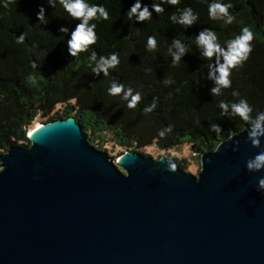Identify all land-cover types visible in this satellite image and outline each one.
Returning <instances> with one entry per match:
<instances>
[{"label": "water", "instance_id": "1", "mask_svg": "<svg viewBox=\"0 0 264 264\" xmlns=\"http://www.w3.org/2000/svg\"><path fill=\"white\" fill-rule=\"evenodd\" d=\"M246 127L195 174L110 156L71 116L36 125L0 153V264H264V169H246L260 151Z\"/></svg>", "mask_w": 264, "mask_h": 264}, {"label": "trees", "instance_id": "2", "mask_svg": "<svg viewBox=\"0 0 264 264\" xmlns=\"http://www.w3.org/2000/svg\"><path fill=\"white\" fill-rule=\"evenodd\" d=\"M87 2L103 5L109 18L90 21L96 24L98 39L74 57L68 52L67 41L79 20L60 0L54 8L48 0H8L7 7L0 3V153L10 144L29 145L26 133L38 115L43 122L71 116L98 149L148 154L142 149L151 145L170 152L189 144L200 167L201 153L213 150L229 134L247 126L238 116L224 117L218 107L221 100H238L232 95L238 90L253 106V116L264 111V0H231L229 12L235 16L231 24L209 17L212 0H179L175 5L163 0V13L151 9L152 3L162 0H142V6L148 4L153 12L146 21L128 17L134 0ZM40 5L48 19L46 24L37 19ZM186 7L199 14L191 26L171 19ZM61 26H67L69 32H60ZM245 26L253 31L252 52L242 65L231 69V87L223 89L220 96H212L213 81L207 78L209 59L201 56L196 36L201 30L212 29L224 45ZM21 33L25 41L17 43ZM150 36L157 41L154 50L147 47ZM174 39L189 46L178 64H173L169 52ZM93 50L97 59L116 53L120 62L107 76L102 72L96 75L92 72L95 62L90 61ZM166 79L174 82L165 84ZM113 81L140 92L135 108L128 107L122 94H109ZM154 99L155 109L145 112ZM212 123L220 126L223 135L210 130ZM169 125L172 131L160 137L159 131ZM169 156L187 170L186 158Z\"/></svg>", "mask_w": 264, "mask_h": 264}, {"label": "clouds", "instance_id": "3", "mask_svg": "<svg viewBox=\"0 0 264 264\" xmlns=\"http://www.w3.org/2000/svg\"><path fill=\"white\" fill-rule=\"evenodd\" d=\"M48 2L53 8L55 7L56 0H48ZM167 2L175 5L179 0H167ZM0 3H3L5 7L8 6V0H0ZM60 3L73 18L79 20V23L71 30L70 39L67 41L68 52L74 57L82 51H87L89 45L95 44L98 39L95 32L96 24L90 23V21L100 18L106 20L109 18V13L103 5L89 4L87 0H60ZM232 7L231 0H228V2H224V0H212L208 7L209 17L213 20H223L225 24H231L235 20V16L229 12V9ZM151 9L156 13H163L165 11L163 0L161 3H152ZM44 11L43 5H40L36 15L41 24L48 22ZM152 15L153 12L149 10L148 4L142 6V0H134L128 9V17H135L136 21L149 20L152 18ZM171 19L176 23L191 26L199 19V14L194 12L191 7H186L179 16L173 14ZM59 30L62 33L69 32L67 26H61ZM25 38V34L21 33L17 36L16 42L24 43ZM253 39V31L247 26L243 27L239 34L228 40L224 45L220 43L214 30L207 29L199 31L196 36V44L201 56L209 59L207 64V78L213 81L214 86L210 88V94L212 96H220L223 89L231 87V69L242 65L248 59L252 52L253 46L251 41ZM156 46V38L150 36L147 41L148 49L154 50ZM173 48L176 51L173 52ZM188 48L189 46L182 43L179 39L173 40V45L169 48V52L173 58V64H178L181 61V56ZM90 61L95 62L92 72L96 75L102 72L105 76L109 74V69H114L120 62L116 53H112L107 57L100 56L97 59V54L94 50L91 52ZM33 67H36V65L33 64ZM30 79L35 83V77H31ZM173 82L170 79L164 81L165 84H171ZM108 92L113 96L122 94V98L128 102L129 108H135L141 100L140 92H134L131 87L125 88L123 84L115 81L111 83ZM232 95L239 97V99L231 102L221 100L218 107L222 110L224 117L233 118L238 116L247 123V127L245 128L247 131V140L250 141L253 147L259 148L260 151L246 160V169L250 172L260 171L264 169V147H261V137H264V111H258L253 116L254 109L248 102V99L240 97L238 90H233ZM155 107L156 101L154 99L151 105L144 108V111L151 112ZM209 127L212 132L223 135L218 124L212 123ZM171 131L172 126L169 125L160 130L158 135L164 137L167 132ZM234 134L235 132L229 134L228 139L230 140ZM5 154H7V151L3 155ZM167 168L169 171L175 172L176 165L169 163ZM3 171L4 163L0 160V172ZM196 179L199 180V178ZM257 188L258 190H264V176L258 178Z\"/></svg>", "mask_w": 264, "mask_h": 264}, {"label": "rangeland", "instance_id": "4", "mask_svg": "<svg viewBox=\"0 0 264 264\" xmlns=\"http://www.w3.org/2000/svg\"><path fill=\"white\" fill-rule=\"evenodd\" d=\"M43 121L44 120L42 119V117L38 115L37 117L34 118L33 125L29 128V130L32 129L33 127H35L36 125L42 123ZM28 132L26 133V135L28 134ZM106 151L108 152V154L110 156L116 157L118 154H120L122 152V149L108 147V149ZM142 151L150 154L154 158H157L158 156H161V155L167 156V157H170L169 155H173V156L177 155L179 157L186 158L188 163H189L187 170L192 172V173H195V174L198 172V170L200 168L199 165L196 163L195 156H192V152H191L189 144L183 145L181 150L173 149V150H170V152L158 150L153 145L143 148Z\"/></svg>", "mask_w": 264, "mask_h": 264}, {"label": "bare ground", "instance_id": "5", "mask_svg": "<svg viewBox=\"0 0 264 264\" xmlns=\"http://www.w3.org/2000/svg\"><path fill=\"white\" fill-rule=\"evenodd\" d=\"M39 125V124H38ZM31 130V129H30Z\"/></svg>", "mask_w": 264, "mask_h": 264}, {"label": "built area", "instance_id": "6", "mask_svg": "<svg viewBox=\"0 0 264 264\" xmlns=\"http://www.w3.org/2000/svg\"><path fill=\"white\" fill-rule=\"evenodd\" d=\"M29 133V132H28Z\"/></svg>", "mask_w": 264, "mask_h": 264}]
</instances>
